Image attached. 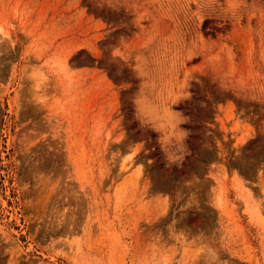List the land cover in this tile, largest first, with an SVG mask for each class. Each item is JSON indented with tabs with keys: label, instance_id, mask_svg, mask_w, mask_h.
<instances>
[{
	"label": "rangeland",
	"instance_id": "rangeland-1",
	"mask_svg": "<svg viewBox=\"0 0 264 264\" xmlns=\"http://www.w3.org/2000/svg\"><path fill=\"white\" fill-rule=\"evenodd\" d=\"M0 264H264V0H0Z\"/></svg>",
	"mask_w": 264,
	"mask_h": 264
},
{
	"label": "trees",
	"instance_id": "trees-1",
	"mask_svg": "<svg viewBox=\"0 0 264 264\" xmlns=\"http://www.w3.org/2000/svg\"><path fill=\"white\" fill-rule=\"evenodd\" d=\"M188 136H192V134H189Z\"/></svg>",
	"mask_w": 264,
	"mask_h": 264
}]
</instances>
